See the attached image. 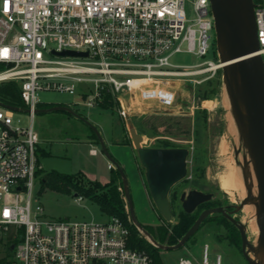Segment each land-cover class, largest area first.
Here are the masks:
<instances>
[{
    "label": "built area",
    "instance_id": "1",
    "mask_svg": "<svg viewBox=\"0 0 264 264\" xmlns=\"http://www.w3.org/2000/svg\"><path fill=\"white\" fill-rule=\"evenodd\" d=\"M188 1L193 20L186 16ZM253 1L264 62V0ZM211 32V0H0V84L18 82L29 110L24 126L0 109V264H152L148 253L129 247V230L118 218L50 220L43 206L33 210L38 92L77 94L87 108H100L107 93L123 120L151 109L149 103L175 109L182 86L202 85L223 68L220 59L173 63L181 53L206 59ZM64 51L87 56L58 55ZM178 264H211L208 248L201 262L181 258Z\"/></svg>",
    "mask_w": 264,
    "mask_h": 264
},
{
    "label": "rangeland",
    "instance_id": "2",
    "mask_svg": "<svg viewBox=\"0 0 264 264\" xmlns=\"http://www.w3.org/2000/svg\"><path fill=\"white\" fill-rule=\"evenodd\" d=\"M185 11L188 20L195 18L196 14L190 1L186 2ZM210 36V50L206 59L181 53L173 58V63L195 66L219 59L222 63V57L227 55L218 44L216 33L211 32ZM231 82L234 85L232 77ZM185 86L186 90L175 109L166 111L157 103H149L146 108L151 109L143 110L142 114L134 115L128 120L121 119L115 110L85 107L80 103L77 94L39 91L38 98L45 106L70 107L96 127L109 154L126 172L136 217L142 226L156 227L162 220L149 194L145 170L140 164L132 141V129L143 138L142 147L154 148L167 144L171 148H187L190 151L188 175L170 193L173 213L177 215L183 210L180 197L184 192L199 190L213 193L216 206L228 208L230 214L243 223L248 241L254 246L251 234L252 231L257 232L256 216L254 213L249 216L246 209L242 211L243 202L249 205V201L246 199V188L236 166V152H239L242 159L241 142L234 120L226 117L230 111L235 115L227 76L222 68L208 85L191 87L186 83L182 88L185 89ZM210 86H216L217 93L210 94ZM14 116L15 121L21 119L22 125H28L27 113H15ZM137 122H142V128L137 127ZM238 125L243 131L239 122ZM34 127L40 139L37 152L39 178L46 173L57 172L65 175L83 173L88 180L102 184L111 180L112 172L108 169L111 161L103 154L93 130L83 121L66 112L56 111L36 114ZM93 149L98 152L95 156L90 153ZM228 191L233 192L234 197L227 195ZM122 192L124 195L123 189ZM77 198L74 191L68 194L49 188L42 190L37 178L32 206L33 210L38 205L43 206L45 218L50 220L68 219L89 223L108 221V217L96 203L88 198L77 203ZM196 211L200 216L204 208H198ZM175 221L173 218L172 222ZM226 235L222 225L217 221H210L204 224L183 248L161 250V260L163 264H178L181 258L201 262L207 247L211 264L217 263L218 256H221V264H249L242 253L239 233L237 245L232 244ZM1 248L2 251L5 249L3 245ZM247 251L252 258L253 251L249 248Z\"/></svg>",
    "mask_w": 264,
    "mask_h": 264
},
{
    "label": "water",
    "instance_id": "3",
    "mask_svg": "<svg viewBox=\"0 0 264 264\" xmlns=\"http://www.w3.org/2000/svg\"><path fill=\"white\" fill-rule=\"evenodd\" d=\"M211 5L217 41L227 55V57L223 56L221 60L222 64H227L223 67V71L229 81L232 105L236 118L248 139L257 170L258 199L256 204L258 209L257 226L259 230L257 249L249 243L243 223L238 218H234L226 207L204 210L177 245H160L138 222L126 172L111 157L96 127L67 106L38 109L36 110V114L56 111L66 112L74 115L93 130L101 145L103 154L115 166L122 178L123 190L132 224L155 247L160 250L181 249L200 230L208 217L221 215L239 230L242 241V253L247 262L249 264H259L250 257L247 251L248 248L252 251L264 250V62L261 55H259L260 45L257 37L255 4L253 0H211ZM58 55H69L72 57L87 56V54L70 51L58 53ZM231 77L235 87L232 85ZM0 107L14 113L29 112L27 109L7 105L1 101ZM130 133L140 164L145 170L146 183L152 202L158 210L159 215L165 221L172 222L173 211L170 203V193L188 175V157L190 151L187 148L142 147L143 138L138 135L135 129H132ZM213 198V193L191 190L181 195L180 202L185 213L192 214L201 205L210 202ZM244 206L245 202H243L242 208ZM13 248L14 245L12 246Z\"/></svg>",
    "mask_w": 264,
    "mask_h": 264
},
{
    "label": "trees",
    "instance_id": "4",
    "mask_svg": "<svg viewBox=\"0 0 264 264\" xmlns=\"http://www.w3.org/2000/svg\"><path fill=\"white\" fill-rule=\"evenodd\" d=\"M219 71L222 70L220 69L217 72ZM212 79L207 80L203 84L208 85L212 81ZM210 88V94L217 93L216 86L215 88L210 86ZM102 96L103 101L100 105V108L103 110L116 111L111 95L104 93ZM0 101L7 105L26 109V105L23 99L21 98L20 85L18 82L15 81L0 84ZM50 107H52V105H38V109H48ZM136 125L137 127L142 128V122H137ZM94 136L97 139L95 134ZM154 148L171 147L167 144H162L159 146H155ZM111 172V180L106 184H102L98 181L88 180L83 173H78L76 175H65L57 172H50L46 173L42 178H39L38 169L36 175L42 185V190L49 188L57 192H63L68 194L74 191L77 197L88 198L92 202L96 203L99 206L101 212L108 218H118L129 230V247L148 253L152 259V264H163L161 260V250L152 245L130 221L128 204L126 203L125 194L123 195L122 192V178L116 169L112 170ZM216 207L218 206H216V203H214L212 199L210 202L201 205L199 208L209 209ZM198 217L199 216L197 211L192 214H187L184 210H182L177 215L173 213V218L176 219L175 223L167 222L160 216L162 220L161 224L157 225L156 227H143L160 245L175 246L181 241V239L185 236L189 229L195 224ZM210 221H217L219 225H222L227 232L226 238L229 239L232 244H238L237 237L238 233L240 236V232L230 221H228L221 215H214L208 217L204 221L202 226L206 223H209Z\"/></svg>",
    "mask_w": 264,
    "mask_h": 264
},
{
    "label": "bare ground",
    "instance_id": "5",
    "mask_svg": "<svg viewBox=\"0 0 264 264\" xmlns=\"http://www.w3.org/2000/svg\"><path fill=\"white\" fill-rule=\"evenodd\" d=\"M227 64H223L222 67L226 66ZM228 100V98H227ZM229 103V108L231 110V104L228 100ZM227 119H233L235 126L238 131L239 139L241 142V156L242 159L239 156V152H236V166L238 167L239 175L240 178L243 181V184L246 188V195L249 205H245L242 210H248L249 216L254 213L256 216V227H257V232L254 233L252 231V236L254 238V248H258V236H259V230L257 226V215H258V209H257V199H258V179H257V170H256V165L254 163L252 153H251V148L248 142V139L245 134H243V131L240 130L239 125H238V120L235 117V115L230 111V113L226 116ZM247 184V187H246ZM229 195H234L233 192L228 191L227 192ZM246 197V196H245ZM254 261H257L259 264H264V250H259L255 251L253 250V256H252Z\"/></svg>",
    "mask_w": 264,
    "mask_h": 264
},
{
    "label": "flooded vegetation",
    "instance_id": "6",
    "mask_svg": "<svg viewBox=\"0 0 264 264\" xmlns=\"http://www.w3.org/2000/svg\"><path fill=\"white\" fill-rule=\"evenodd\" d=\"M186 193H188L187 191H186ZM226 194L227 195H229L227 192H226ZM229 196H231V197H234V195H229ZM181 198V197H180ZM209 209H211V208H209ZM204 210H207V209H204ZM229 210V209H228ZM243 211V210H242ZM201 215V214H200Z\"/></svg>",
    "mask_w": 264,
    "mask_h": 264
},
{
    "label": "crops",
    "instance_id": "7",
    "mask_svg": "<svg viewBox=\"0 0 264 264\" xmlns=\"http://www.w3.org/2000/svg\"><path fill=\"white\" fill-rule=\"evenodd\" d=\"M39 145H40V144H39ZM127 146L131 147V146H130V145H128V144H127ZM131 148H132V147H131ZM103 184H105V183H103Z\"/></svg>",
    "mask_w": 264,
    "mask_h": 264
}]
</instances>
